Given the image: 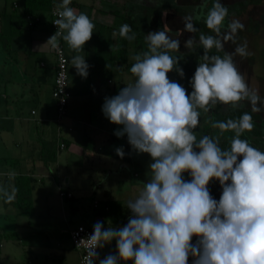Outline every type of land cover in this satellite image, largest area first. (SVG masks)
<instances>
[{
	"label": "clouds",
	"instance_id": "1",
	"mask_svg": "<svg viewBox=\"0 0 264 264\" xmlns=\"http://www.w3.org/2000/svg\"><path fill=\"white\" fill-rule=\"evenodd\" d=\"M71 2L62 0L57 6L58 18L53 22L57 31L46 44L58 49L62 38L71 50L81 53L95 25L87 14L70 7ZM228 16V8L215 0L205 20L215 35L201 32L198 41L192 36L185 42L187 49H203L189 80L190 94L168 77L175 71L183 79L185 73L179 66L181 57L172 55L179 52L180 41L168 34L165 24L164 30L145 35L147 51L133 57L134 82L104 98L103 115L122 126L114 135H126L132 150L148 154L152 162L143 189L127 203L131 213L127 224L105 228L97 221L92 234L78 243L86 249L84 264H189L190 258L191 264H264V151L241 138L254 130L251 113L264 111V98L249 87L234 62V56L246 58L251 53L246 41L237 44L243 23L233 19L222 31ZM193 19L183 17V31H199ZM118 35L136 39L128 24L121 25ZM229 41L236 44L234 52L209 55L212 49L224 51ZM71 64L87 78L90 66L84 56L75 55ZM245 102L251 113L213 121L211 127L220 136L197 138L202 113H210L218 104L238 110ZM225 132L234 133L228 148L221 147ZM115 151L124 158L123 147ZM185 173L190 179H185ZM213 181L221 189L218 200L210 191ZM17 192L11 185H0V199L6 204L15 200ZM113 240L115 252L101 259L97 250Z\"/></svg>",
	"mask_w": 264,
	"mask_h": 264
},
{
	"label": "crops",
	"instance_id": "2",
	"mask_svg": "<svg viewBox=\"0 0 264 264\" xmlns=\"http://www.w3.org/2000/svg\"><path fill=\"white\" fill-rule=\"evenodd\" d=\"M195 1L72 0L70 7L78 14H87L95 28L81 53L71 50L62 39L69 58L70 105L61 119L53 97L57 57L46 42L55 34L51 17L62 0H0V185L15 187L16 177L29 175L32 178L31 197L36 182L47 181L57 185L60 196L67 199L75 197L62 196L61 192H72L71 187H84L95 195L100 191L102 204L96 201L95 223L103 222L105 228L126 225L131 213L127 204L116 197V191L123 184L132 188L127 182L132 178L129 176L133 175L135 164L144 175L138 178L139 182L146 183L152 161L148 154L134 152L126 135L122 138L114 135L122 126L105 118L102 104L105 97L118 94L121 88L134 82L130 68L135 62L133 57L147 51L145 35L164 30L165 24L168 29H175L181 21L180 16L188 14L186 8H198ZM29 15L36 20L31 22ZM123 24L131 27L136 34L135 40L128 41L118 35ZM114 32L117 35L113 36ZM77 54L84 56L90 66L87 78L79 76L71 64ZM177 75L175 71L168 73L173 80L179 78ZM208 128L205 127L202 134L196 129L198 139ZM43 141L53 144L52 160L43 158ZM62 141L64 148L60 146ZM118 147L125 151L123 159L116 154ZM82 180L86 182L80 185ZM209 187L218 200L219 182L213 181ZM111 200L120 201L123 214L114 217L106 214L110 207L107 201ZM33 202L34 214L25 215L15 203L6 204L0 199V232L14 234L16 229H12L10 223H16L22 216H34L35 197ZM12 236L18 241L16 235ZM75 251L76 255L80 254L77 249ZM39 256L49 257L45 252ZM78 258L80 260V255Z\"/></svg>",
	"mask_w": 264,
	"mask_h": 264
},
{
	"label": "rangeland",
	"instance_id": "3",
	"mask_svg": "<svg viewBox=\"0 0 264 264\" xmlns=\"http://www.w3.org/2000/svg\"><path fill=\"white\" fill-rule=\"evenodd\" d=\"M195 2L194 5L198 8L196 10L193 7L186 8L188 9L187 15L194 17L195 20L193 19L192 22L196 28H206L205 20L207 12L211 9L215 0H196ZM221 3L225 6L228 5V10L235 9L229 12V16L224 22L225 28L222 31L227 30V24L233 19L243 23L245 27L242 31H238L237 44L246 41L247 50L251 53L246 58H242L239 55L234 56V62L240 73L244 75L249 87L258 90L259 95L264 98V0H221ZM180 8L184 10L182 6ZM183 17L184 15L180 16L181 21L175 29H172L170 25L168 27L171 29H167L168 34L173 39L180 41L179 54L177 53L178 55L176 56L181 57L179 66L183 69L185 76L183 80L178 75V79L174 78L173 80L172 77L169 79L178 82L182 86L184 81V87L190 94L192 89L189 85V80L194 75L198 63L201 62H195L194 60L197 57L200 59L203 49L185 48V42L192 36H195L198 41L200 31L196 33L183 31ZM178 32L182 34L178 35ZM235 47L236 44L229 41L225 43L224 52L232 53ZM242 108L251 109L247 102L244 103ZM233 111L228 106L217 105L210 113H202L201 124L197 129L201 133L205 127H209L211 129L209 136L211 134L220 136L219 130L211 127V122L217 120L223 121L229 118L236 119L230 115ZM259 114L261 115V119L254 122V130L252 132H245L244 134L249 138V142L254 147L261 149L264 148V111H261ZM257 132H260V134ZM197 133L196 131L198 138ZM244 134L241 137L242 139H246L244 138ZM223 135H228L232 138L234 133L225 132ZM114 161L121 164L116 160ZM139 168L140 166L135 164L133 175L129 176L132 178L128 180L127 184L128 186L132 184V188H127V185L123 184V187L118 188L116 191V197L122 199L126 204L130 199H134L143 189V183H140L138 178H143L144 175ZM184 177L185 179H190L187 173L184 174ZM82 182L83 180L79 181V184H84L86 180ZM71 189L74 192L75 198L67 199L60 196L58 186H55L51 181L36 182V190L33 196L35 197V215L22 216L16 223H10L9 226H12L14 230L16 229L14 234L0 232V264H81L78 258L79 255H76L78 253L75 251L72 242L71 231L79 226L93 228L96 214L98 213L95 205L96 201L100 202V191L99 193L96 191L95 195L94 192L84 187L81 189L80 187L75 189L71 187ZM4 222L6 223V221ZM12 235H16L18 241H14ZM111 243L103 249H99L101 259L108 253L115 252L114 242L112 241ZM41 252L48 253V259L47 257H40ZM96 264H99V261H96Z\"/></svg>",
	"mask_w": 264,
	"mask_h": 264
},
{
	"label": "built area",
	"instance_id": "4",
	"mask_svg": "<svg viewBox=\"0 0 264 264\" xmlns=\"http://www.w3.org/2000/svg\"><path fill=\"white\" fill-rule=\"evenodd\" d=\"M57 7L53 9V16L51 17V23L53 26L54 31H57V26L53 23L58 16L55 14L56 13ZM28 19H30L31 22L36 20V17L29 15ZM59 41V48L54 49L56 57H57V65H56V78H55V84L53 87V97L55 98L57 102V110L59 117L62 119L65 117V115L68 112V108L70 105V90H69V58L66 54V50L64 48L62 38H58ZM35 113V111H33ZM60 146L62 148L65 147V143L62 141L60 143ZM62 196L65 197H72L73 193L72 192H61ZM93 232V229L90 227L86 226H79L75 227L71 231V238L72 242L75 246V249L79 251L80 255V263L84 264V256L86 255V249L83 246V244L78 246V243L82 239H86L89 235H91ZM99 252V249L97 250Z\"/></svg>",
	"mask_w": 264,
	"mask_h": 264
},
{
	"label": "trees",
	"instance_id": "5",
	"mask_svg": "<svg viewBox=\"0 0 264 264\" xmlns=\"http://www.w3.org/2000/svg\"><path fill=\"white\" fill-rule=\"evenodd\" d=\"M202 30L200 31V34L202 32L205 35H215V33H212L210 30L209 31H207V30L202 31ZM202 55H203V52H202ZM209 55H220L221 57H223L224 51L217 52L215 49H212L211 52L209 53ZM194 61L199 62L200 59L197 57V59ZM218 105H220V104H218ZM243 112L251 113V109L240 108L238 110H234L233 112H231L230 115L234 118H239V116L242 115ZM251 114L253 116L254 122L259 121L261 119V115L259 113H251ZM209 132H210V130L208 128L206 130V132L204 133V135H209L210 134ZM257 133L260 134V132H257ZM245 137L247 138V136H245ZM230 140H231V138L222 135L221 136V147L222 148H228L230 146ZM52 146H53V144L51 142H48V141H43V143H42L43 158L46 161L52 160L51 159L53 156ZM252 146H254V145L252 144ZM15 188L18 189V192L16 194V198L13 201V203H15L16 206L21 210L22 214L33 215L34 214V202H33V197H31L32 196V178H31V176L20 175V176L16 177ZM107 203L110 205L109 209L107 211H105L107 215L114 217V216H118V214L119 215L123 214L122 208L120 205V201L111 200V201H107Z\"/></svg>",
	"mask_w": 264,
	"mask_h": 264
},
{
	"label": "flooded vegetation",
	"instance_id": "6",
	"mask_svg": "<svg viewBox=\"0 0 264 264\" xmlns=\"http://www.w3.org/2000/svg\"><path fill=\"white\" fill-rule=\"evenodd\" d=\"M227 6H228V5H227ZM227 6H226V7H227ZM227 8H229V7H227ZM234 10H235V9L229 10V12H230V11L232 12V11H234ZM204 30H207V31H209V29H208L207 27H206V28H203V30H202V31H204ZM199 31H201V29H200V28H199ZM245 136H246V135L244 134V137H245Z\"/></svg>",
	"mask_w": 264,
	"mask_h": 264
}]
</instances>
